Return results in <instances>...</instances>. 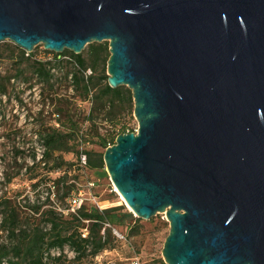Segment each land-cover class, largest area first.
<instances>
[{"label":"water","instance_id":"95a60500","mask_svg":"<svg viewBox=\"0 0 264 264\" xmlns=\"http://www.w3.org/2000/svg\"><path fill=\"white\" fill-rule=\"evenodd\" d=\"M109 43L138 130L106 148L135 214L170 223L166 264H264V0H0V43Z\"/></svg>","mask_w":264,"mask_h":264},{"label":"trees","instance_id":"16d2710c","mask_svg":"<svg viewBox=\"0 0 264 264\" xmlns=\"http://www.w3.org/2000/svg\"><path fill=\"white\" fill-rule=\"evenodd\" d=\"M86 48L81 54L65 50L55 53L54 58L43 59L13 43H0V60L7 58L16 67L15 72L0 73V98L9 94L12 80L31 82L30 89L40 86V107L35 113L34 125L44 152L40 159L36 154L33 156L30 180H36L35 191L47 180L49 172L63 171L47 188L45 201L40 203L38 198L31 206L34 215H38L35 224L23 223L18 209L10 201L0 202L4 208L1 227L9 239L7 243H0V264L10 258L12 264L64 263L67 246L74 252L75 260L83 261L113 247L116 226L127 225L129 237L139 234L137 226L128 224L131 221L136 224L139 219L123 211V206L102 209L84 201L76 212L66 213L49 205L51 192L64 200L70 198L74 190H79L75 189L76 183L71 182L69 172L64 170L67 165L72 166L64 158L65 153H76L81 163L85 155L86 168L105 170L106 148L114 145L120 134L135 132L130 122L134 113L132 91L125 86L112 88L108 82L109 43H92ZM3 51L9 52L7 57ZM84 102H89L90 108L83 117L81 104ZM85 123H88L87 131L83 129ZM91 142L104 151L78 149L80 144ZM56 249L61 253L54 256L52 251ZM160 264L166 263L161 260Z\"/></svg>","mask_w":264,"mask_h":264},{"label":"rangeland","instance_id":"374dc122","mask_svg":"<svg viewBox=\"0 0 264 264\" xmlns=\"http://www.w3.org/2000/svg\"><path fill=\"white\" fill-rule=\"evenodd\" d=\"M45 50L43 45H39L31 53H35L36 58L51 59L55 57L56 52L48 53ZM3 54L7 57L9 52L3 51ZM15 68V65H12L7 58L0 60L1 74L4 75L8 71L15 72ZM30 84L31 82L27 83L20 79L12 80L9 94L3 96L2 99L0 98V202L5 199L10 201L12 206L18 209L23 223L35 224L38 221V215H34L31 206L38 198L40 203L45 201L49 193L47 188L53 185V181L61 176L63 171L49 172L47 180L35 191L33 185L36 180H30V175L33 174V171L31 172V167L34 164L33 156L36 154L37 159H40L44 148L35 135L34 125L35 113L40 107V86L30 89ZM89 108V102L81 104V109L84 110L83 117L88 113ZM126 119L129 120V117L126 116ZM130 120L131 127L136 132L139 125L134 113ZM83 127L84 131H87L88 123H85ZM78 149L80 151L84 149H93L97 152L104 151L92 142L86 145L80 144ZM64 158L72 164V166L64 167V170L69 172L71 182L76 183L75 189L82 190L85 202L95 203L102 209L123 206L125 208L123 211L131 212L135 217L125 199L113 185L106 166L105 170H90L85 167L84 163L80 162L76 153H65ZM92 183L93 186H91ZM79 190H74L72 195ZM51 195L49 205L67 213L69 197L60 200L53 196L52 192ZM2 209L4 208L0 206V243H7L9 242L8 234L1 227ZM135 219H139L136 224L132 221L128 224L137 226L139 234L129 237L127 225L116 226L113 228L115 236L112 242L113 247L105 250L99 256L77 261L74 252L67 246L64 250L67 255L66 262H51L50 264H160L161 260L164 261L162 250L170 232V223L165 214H157L150 220L137 217ZM60 253L61 251L58 249L52 251L54 256ZM3 264H12L11 258Z\"/></svg>","mask_w":264,"mask_h":264},{"label":"built area","instance_id":"2783aa9c","mask_svg":"<svg viewBox=\"0 0 264 264\" xmlns=\"http://www.w3.org/2000/svg\"><path fill=\"white\" fill-rule=\"evenodd\" d=\"M82 161L85 164L86 162V156L84 155L82 157ZM94 184L92 183L91 186H93ZM85 198L83 195L82 190H79L76 194H73L68 201V210L67 211H72V212H76L77 209H79L82 204L84 203ZM120 238H123L121 235H118Z\"/></svg>","mask_w":264,"mask_h":264},{"label":"bare ground","instance_id":"6f19581e","mask_svg":"<svg viewBox=\"0 0 264 264\" xmlns=\"http://www.w3.org/2000/svg\"><path fill=\"white\" fill-rule=\"evenodd\" d=\"M124 199V198H123Z\"/></svg>","mask_w":264,"mask_h":264}]
</instances>
